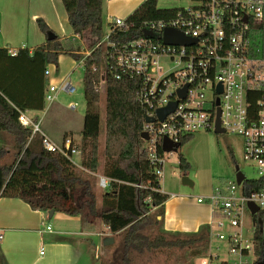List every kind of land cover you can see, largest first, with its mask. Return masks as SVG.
<instances>
[{
  "label": "built area",
  "instance_id": "1",
  "mask_svg": "<svg viewBox=\"0 0 264 264\" xmlns=\"http://www.w3.org/2000/svg\"><path fill=\"white\" fill-rule=\"evenodd\" d=\"M188 3L171 16L144 20L138 25L110 17L102 40L91 50L81 49L83 58L78 65L83 66L94 51L102 50L101 79L97 86L101 96L106 94L107 74L116 80H138L135 97L143 117L141 133L148 135V139H142V150L158 179L159 186L154 188L157 192L163 193L164 156L173 154L163 151L164 139L182 144L194 134L215 132L220 110V127L224 133L241 137L244 159L258 175L253 180L245 178L241 184L236 179L226 182L214 188L209 196L197 198L198 203L211 208L213 218L208 251L193 264H257L256 217L264 211V0H188ZM168 29L196 42L168 44L165 42ZM116 31L129 36L115 40ZM9 53L16 56L17 51ZM44 75L52 74L46 68ZM182 90L184 97L180 94ZM60 92L76 93L71 79L60 86L49 83L45 103L55 102ZM174 103V111L161 120L158 111ZM76 107L77 104H71L69 108L76 110ZM18 121L32 129L31 139L35 135L41 137L46 151L59 153L77 169L89 173L82 167L81 149L71 137L61 144L53 142L43 132L41 122L27 112L19 111ZM95 176L98 187L105 192L110 191L112 183H119L104 175ZM246 181H254L258 188L245 190ZM250 204L259 211L253 214ZM46 231H51V226Z\"/></svg>",
  "mask_w": 264,
  "mask_h": 264
},
{
  "label": "trees",
  "instance_id": "2",
  "mask_svg": "<svg viewBox=\"0 0 264 264\" xmlns=\"http://www.w3.org/2000/svg\"><path fill=\"white\" fill-rule=\"evenodd\" d=\"M61 1L78 40L60 39L39 19L37 23L46 37L45 45L36 48L31 55L26 50H17L16 56H11L9 50H0V55L7 59L25 56L32 63L41 65L44 71L49 66L58 70L61 55L79 62L83 58L79 53L81 49H93L104 36V0ZM157 1H146L127 21L138 25L144 20H159L174 14V10H159ZM132 33L135 34V30ZM126 36L129 34L116 31L113 38L127 39ZM102 60V50L98 49L83 65L87 109L81 133V164L89 173L77 169L59 153L46 151L39 135L31 139L32 129L23 127L18 121L19 111L26 112L20 102L23 93H18L19 87L14 86L16 79L10 80L14 74L4 61L2 73L8 78L3 76L5 81L0 82L1 197L21 199L33 210L44 213L53 210L79 216L83 223H86V212L93 218L99 215L94 176L99 169L101 95L97 86L101 79ZM137 88L135 78L116 80L110 74L106 75L104 176L119 183H112L110 191L104 193L100 219L112 235H119L122 239V264H133V257L137 255L172 250L188 252L189 257L197 258L208 251L210 227L204 225L193 233L164 230L165 203L169 197L154 190L159 182L142 150L143 117L135 97ZM43 108L45 94L39 110ZM7 144L16 151L15 158L11 163H1L10 152ZM179 166L185 172L190 169L183 157ZM135 185L148 187L142 189ZM244 186L249 192L258 188L254 181H246ZM148 199L150 202H146ZM255 249L261 260L264 257V211L256 217ZM0 264H7L1 251Z\"/></svg>",
  "mask_w": 264,
  "mask_h": 264
},
{
  "label": "crops",
  "instance_id": "3",
  "mask_svg": "<svg viewBox=\"0 0 264 264\" xmlns=\"http://www.w3.org/2000/svg\"><path fill=\"white\" fill-rule=\"evenodd\" d=\"M103 15L106 27L110 17H117L104 12V6ZM39 19L44 21L60 39H79L74 35L61 0H0V50L6 52L26 50L31 55L36 48L45 45L46 37L37 23ZM4 61L14 74L13 77H9L10 80L15 78L14 86L19 87L18 93H23L20 102L26 108L25 111L42 124L41 114L44 108L39 110V107L42 105L52 75L45 76L43 67L32 63L25 56L7 59L1 54L0 82L5 81L4 77L8 78L2 73L5 67ZM43 124L46 128V122ZM43 132L55 143L61 140L57 144H61L67 137H71L73 141L81 138L71 130L61 131V134L46 128ZM163 194L169 197L165 203L164 230L193 233L204 225H210L213 218L211 208L206 204L198 203L199 197L168 194L164 191ZM54 220L59 231L57 235H69L71 230L84 235V230L87 231L93 226L83 223L79 216H69L64 213H54L51 216L50 213L33 210L21 199L0 196V236L2 237L0 251L6 263L79 264L83 256L82 249L77 246L76 241L57 236L53 228L51 231H46L47 224ZM105 228L108 232L101 234L105 237L104 241L112 238L114 243L112 233L106 226Z\"/></svg>",
  "mask_w": 264,
  "mask_h": 264
},
{
  "label": "rangeland",
  "instance_id": "4",
  "mask_svg": "<svg viewBox=\"0 0 264 264\" xmlns=\"http://www.w3.org/2000/svg\"><path fill=\"white\" fill-rule=\"evenodd\" d=\"M146 0H104V12L127 19L137 11ZM188 0H158L159 10L173 11L180 6H188ZM105 26V31L108 27ZM104 31V32H105ZM52 74L49 83L60 86L70 77L72 85L76 89L73 95L60 92L57 100L51 104L45 103L41 114L42 129H51L56 133L71 130L74 134L81 136L87 104L84 94V68L74 62V59L67 55H61L59 68L47 67ZM71 104H77L76 110H71ZM101 114L99 134V169L98 175L105 174L106 158L105 148V95L101 96L99 105ZM29 115V114H28ZM36 121L37 119L33 117ZM43 122H46L47 127ZM62 134V133H61ZM61 139V136H60ZM59 142L61 140H58ZM56 141L57 143H59ZM81 149V138L74 140ZM10 151L3 162L11 163L16 151L7 144ZM164 177L161 182L163 191L168 194H181L195 197L209 196L214 188L224 185L226 182L236 179V167L248 180L257 179V172L244 159L243 142L241 137L232 133L217 134L213 131L200 132L190 137L177 152L172 155L165 154ZM183 157L189 164L188 171H182L179 162ZM186 176L193 185L183 184V177ZM96 177V176H94ZM95 191L97 194V208L99 215L96 218L90 217L86 212L87 225H93L89 230H84V235H79L71 230L69 235L59 233L55 220L48 226L54 229L56 235L61 238H71L76 241L77 246L82 249V260L79 264H122V239L119 235H113L114 243L105 245L103 232H108L100 219L103 195L105 191L100 190L95 180ZM88 221V222H87ZM66 233V231H65ZM133 264H190L196 258L189 257L188 252L179 250L163 251L157 253H145L133 257Z\"/></svg>",
  "mask_w": 264,
  "mask_h": 264
},
{
  "label": "water",
  "instance_id": "5",
  "mask_svg": "<svg viewBox=\"0 0 264 264\" xmlns=\"http://www.w3.org/2000/svg\"><path fill=\"white\" fill-rule=\"evenodd\" d=\"M144 33H145V35H150V33L147 32V31H144ZM173 37L176 38L175 42L171 41V39ZM50 38L53 39L54 37L52 36ZM165 42L168 43V44L191 45V44H193L196 41L184 38L179 32H176L174 30L168 29V30L165 31ZM184 92L185 91H183V90L180 91V94L183 97H184V94H185ZM175 106H176V104L174 103V104H171L170 106H168V107H166L164 109L159 110L158 111L159 118L161 120H163L166 117V115H168L170 112L174 111ZM224 132L225 131L220 127V110H218V112H217V120H216V125H215V133L220 134V133H224ZM140 137H141V139H148V135L146 133H141ZM180 147H181L180 143H177V144L172 143L167 138L164 139L163 145H162V149L166 153L177 152ZM236 171H237V173H236V181H237L238 184H241L242 181L245 179V176L239 170L238 166L236 167ZM182 179H183V184H185V185H193L191 183V181L186 176H184ZM249 207H250V209H251L253 214H255V213H257L259 211V208L255 207L254 204H250ZM54 213L55 212L52 210L50 212V215L53 216ZM111 243H113V239L112 238L107 239L105 241V245H109ZM257 264H264V257L261 260H259L257 262Z\"/></svg>",
  "mask_w": 264,
  "mask_h": 264
}]
</instances>
